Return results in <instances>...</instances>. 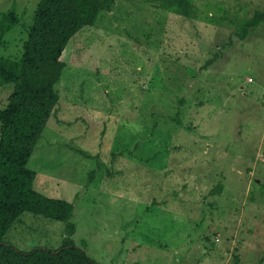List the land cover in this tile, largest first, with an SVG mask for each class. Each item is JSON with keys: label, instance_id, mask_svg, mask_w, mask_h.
<instances>
[{"label": "rangeland", "instance_id": "374dc122", "mask_svg": "<svg viewBox=\"0 0 264 264\" xmlns=\"http://www.w3.org/2000/svg\"><path fill=\"white\" fill-rule=\"evenodd\" d=\"M192 2L195 17L116 0L82 28L27 161L98 264H264V22L243 32L264 0ZM37 3L0 0L19 15L1 57L20 56ZM12 90L0 82V109ZM65 236L24 212L4 241Z\"/></svg>", "mask_w": 264, "mask_h": 264}, {"label": "trees", "instance_id": "16d2710c", "mask_svg": "<svg viewBox=\"0 0 264 264\" xmlns=\"http://www.w3.org/2000/svg\"><path fill=\"white\" fill-rule=\"evenodd\" d=\"M115 1L38 0L20 56H0V82L13 84L6 106L0 109V264H98L73 241L72 202L35 190L37 174L26 164L59 99L55 86L73 52L75 35L94 25L101 11L111 9ZM144 1L185 17L197 13L192 0ZM261 22L264 11L255 10L246 19L243 32ZM18 23L19 15L13 9L0 13V45L5 33ZM221 187L219 184L217 190ZM24 212L64 222L62 246L23 251L4 241Z\"/></svg>", "mask_w": 264, "mask_h": 264}]
</instances>
